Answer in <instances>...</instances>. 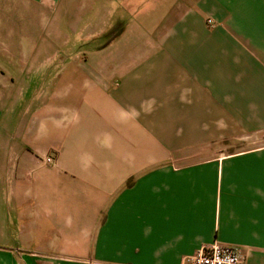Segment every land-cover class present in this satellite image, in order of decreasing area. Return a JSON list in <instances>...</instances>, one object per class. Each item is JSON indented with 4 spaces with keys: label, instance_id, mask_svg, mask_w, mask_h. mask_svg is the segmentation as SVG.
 Masks as SVG:
<instances>
[{
    "label": "crops",
    "instance_id": "obj_1",
    "mask_svg": "<svg viewBox=\"0 0 264 264\" xmlns=\"http://www.w3.org/2000/svg\"><path fill=\"white\" fill-rule=\"evenodd\" d=\"M19 1L44 12L19 60L41 67L66 29L120 64L70 92L65 128L45 119L59 165L25 149L36 70L0 99V264H183L214 243L264 264V0ZM169 152L208 159L154 162Z\"/></svg>",
    "mask_w": 264,
    "mask_h": 264
},
{
    "label": "rangeland",
    "instance_id": "obj_2",
    "mask_svg": "<svg viewBox=\"0 0 264 264\" xmlns=\"http://www.w3.org/2000/svg\"><path fill=\"white\" fill-rule=\"evenodd\" d=\"M43 13L38 9L34 11L27 7H24L23 11V4L19 0H0V99L2 97L6 99L4 104L11 111L20 97L22 71L24 69V72L36 70L29 79V87L36 89L39 94H36L38 97L34 103L29 101L28 107L22 115L20 114V118L23 120V125L20 128L23 129L22 136L25 140H32L31 143L24 141L25 149L32 153L40 152L36 155L40 157L43 165L49 167L60 164L62 147L51 146V144L48 146L44 143L46 135H50L48 132L51 128L44 124L45 119H53L57 125L56 128H65L68 120V106L72 103L70 92L82 88L86 78L90 85L96 86L98 70L107 71L112 67H118L120 63L111 58V61L104 60L103 63H99V53L96 51L98 47L95 45V41L76 40L78 46L68 45L70 42L68 32L71 31L66 29L57 31V35L62 39H58V42L62 41L61 43L64 45L51 47L50 52L47 50L45 55H51L42 61L41 67L40 61L19 60L25 56L22 51L23 47L20 46L22 43L20 39L27 32L26 27L32 26L34 19L39 15H44ZM2 91L3 93H1ZM36 100L38 102L35 103ZM49 137H52L51 142L59 139L54 136ZM210 145L208 148L212 151L216 150L217 153L221 150L234 153L246 148V143L241 141L218 142ZM162 156L154 158V162L162 161L164 164L181 166L208 159L205 157H182L175 152H169L167 156L164 154Z\"/></svg>",
    "mask_w": 264,
    "mask_h": 264
},
{
    "label": "built area",
    "instance_id": "obj_3",
    "mask_svg": "<svg viewBox=\"0 0 264 264\" xmlns=\"http://www.w3.org/2000/svg\"><path fill=\"white\" fill-rule=\"evenodd\" d=\"M208 23L213 25L211 20ZM183 264H245V258L238 247L214 243L201 247L197 253L187 257Z\"/></svg>",
    "mask_w": 264,
    "mask_h": 264
}]
</instances>
